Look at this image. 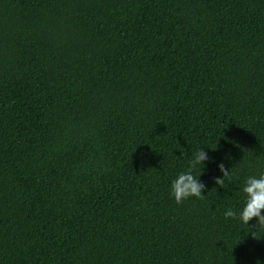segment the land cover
<instances>
[{
    "label": "trees",
    "instance_id": "trees-1",
    "mask_svg": "<svg viewBox=\"0 0 264 264\" xmlns=\"http://www.w3.org/2000/svg\"><path fill=\"white\" fill-rule=\"evenodd\" d=\"M261 173L264 0H0V264H264Z\"/></svg>",
    "mask_w": 264,
    "mask_h": 264
},
{
    "label": "clouds",
    "instance_id": "clouds-1",
    "mask_svg": "<svg viewBox=\"0 0 264 264\" xmlns=\"http://www.w3.org/2000/svg\"><path fill=\"white\" fill-rule=\"evenodd\" d=\"M209 160L207 153L200 149L193 154L189 161L186 171L178 173L175 179L171 181L170 196L175 203L181 204L190 197L203 199L202 192L205 185L199 181L198 177L202 174L204 162ZM203 166L200 168V166ZM222 177L215 179V184L220 188L224 185L225 179H231L230 169H226L223 163L217 165ZM199 169V176L194 175V171ZM244 194V203L239 213L232 209L225 212V218L239 219L240 222L247 225L255 219L256 223L253 228L264 227V173L257 176H250L246 179L242 189Z\"/></svg>",
    "mask_w": 264,
    "mask_h": 264
}]
</instances>
